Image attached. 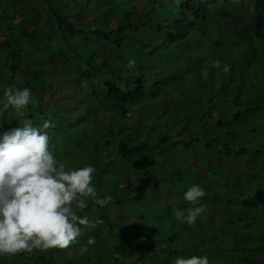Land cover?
Segmentation results:
<instances>
[{
	"label": "trees",
	"instance_id": "16d2710c",
	"mask_svg": "<svg viewBox=\"0 0 264 264\" xmlns=\"http://www.w3.org/2000/svg\"><path fill=\"white\" fill-rule=\"evenodd\" d=\"M57 69L89 84L75 112L45 99ZM10 86L30 88L33 103L21 116L0 114V132L47 122L57 159L66 170L94 166L108 203L88 199V213H77L96 225L81 226L83 256L74 242L62 262L48 249L0 264H174L193 255L264 264V0H0V99ZM137 112L151 116L148 132L130 128ZM130 178L139 185L119 188ZM193 185L206 193L197 204L184 198ZM200 205L193 226L175 215Z\"/></svg>",
	"mask_w": 264,
	"mask_h": 264
},
{
	"label": "clouds",
	"instance_id": "9594fccd",
	"mask_svg": "<svg viewBox=\"0 0 264 264\" xmlns=\"http://www.w3.org/2000/svg\"><path fill=\"white\" fill-rule=\"evenodd\" d=\"M135 65L136 60L131 58L126 67ZM213 66L222 67L224 73L231 71L230 65L222 66L220 61ZM32 103L30 88L10 86L0 99V114L11 108L21 116ZM48 127L47 122L40 127L25 119L20 127L0 132V257L31 254L34 250L73 249L70 244L81 235V226H96L87 216L78 215L77 209H86L88 199L102 207L108 203L107 198L98 199L93 186L94 166L66 170L65 164L57 159L50 148ZM205 195L201 186L193 185L184 198L197 204ZM205 211L200 205L187 210V214L177 210L175 215L193 226ZM88 243L94 241L89 239ZM174 264H210V261L206 255L180 256Z\"/></svg>",
	"mask_w": 264,
	"mask_h": 264
},
{
	"label": "rangeland",
	"instance_id": "374dc122",
	"mask_svg": "<svg viewBox=\"0 0 264 264\" xmlns=\"http://www.w3.org/2000/svg\"><path fill=\"white\" fill-rule=\"evenodd\" d=\"M167 3H169V2H167ZM48 82L52 86H51V90H49V93L45 96V99L46 100H51L54 103L55 102H68L69 105L74 109V110H72L74 112L77 111L76 102L81 103L80 102V98H79L80 95L82 94L80 86H84V87L88 88V85H89V84L85 83V80H84V82H80L78 79L75 80L73 78H68L66 76V74L64 72L60 71L59 69H57V71H55V72H52V74L49 77V81ZM168 106L170 107V105H168ZM171 106L173 107L174 105H171ZM103 117L102 116L99 117V122H101V118L103 120ZM80 118H81V116L76 112V115H74V123L76 125L79 124ZM150 118H151V116H145V115L141 116V115L138 114V112L137 113H131L130 114V121H129L130 128H142L143 131L148 132V130H149L148 126L150 127V125L152 124V121L150 120ZM255 162H256L255 159H250L249 161H247V165L249 167H252L255 164ZM220 164H221V162H220ZM128 184H130V185H128ZM125 185H128V186H130L133 189L137 185H139V183L137 182V180L135 178H130L129 180H126L124 184L123 183L120 184L119 188H122ZM109 186H110L109 189H111L112 186L111 185H109ZM168 193L169 192L165 191L162 194V196H161L162 199L166 203H169L168 200H167L168 199V197H167ZM112 208L114 209V215L116 216V219L120 220L122 222V226H121L122 229H127V227L130 226V224H131L130 219L129 220L125 219V217H126L125 214L122 213L120 207L116 203L114 205H112ZM79 211H81V212L83 211L84 212L83 215H84L86 210L85 209H82V210L77 209V213ZM86 213H88V212L86 211ZM138 216L140 217V215H138ZM82 228H84V227H81V230H82ZM89 229L91 230V228H89ZM107 241L112 242V239L108 236ZM143 241L155 245L156 250L160 251V252L163 249H165V247H166V243H164V242L155 243L154 244V238H152V237H145V238H143ZM98 242L99 243H96L95 246H93V249L95 251L99 250V248L97 246H99V244H102L103 241H102V239H99ZM77 244H78V242H76L74 245L77 246ZM109 246L114 249L115 244H113V246H111V245H109ZM104 247L106 248L107 246L104 245ZM85 248H88V247L87 246H83V248L81 249L82 251H81L79 246H77V248H75V252L76 253L78 252L79 256H81V255L83 256L84 253H82V252H83V250ZM73 250L74 249H71V248L69 250H67L66 248L54 249V250H52V253H53L55 259H57L59 261L61 260V262H62V261H64V260H62V255L65 256V257H68V256H72L73 257ZM29 255L31 256V254H29ZM115 255L118 256L119 254H115ZM76 259H78V257L72 259L70 261V264L71 263L75 264V261H76V264H77L79 259L78 260H76ZM147 260H148V257H143V258H140V259H136V258L135 259H127L126 258V260H124V263L125 264H143L145 262L148 263ZM233 261H234L235 264H240L239 260L234 259ZM90 264H95V263L92 262Z\"/></svg>",
	"mask_w": 264,
	"mask_h": 264
}]
</instances>
